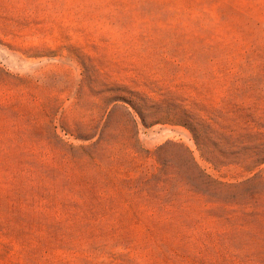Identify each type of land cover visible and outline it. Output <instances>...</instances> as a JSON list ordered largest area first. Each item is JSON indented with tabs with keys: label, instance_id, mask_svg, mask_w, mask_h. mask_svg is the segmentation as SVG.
<instances>
[{
	"label": "rangeland",
	"instance_id": "obj_1",
	"mask_svg": "<svg viewBox=\"0 0 264 264\" xmlns=\"http://www.w3.org/2000/svg\"><path fill=\"white\" fill-rule=\"evenodd\" d=\"M0 264H264V0H0Z\"/></svg>",
	"mask_w": 264,
	"mask_h": 264
}]
</instances>
